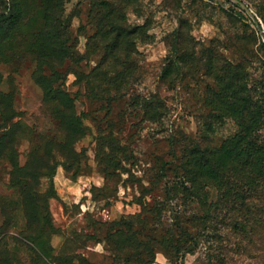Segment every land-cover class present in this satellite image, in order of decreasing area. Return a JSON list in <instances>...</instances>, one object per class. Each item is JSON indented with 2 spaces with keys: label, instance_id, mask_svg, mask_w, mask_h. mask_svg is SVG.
<instances>
[{
  "label": "rangeland",
  "instance_id": "1",
  "mask_svg": "<svg viewBox=\"0 0 264 264\" xmlns=\"http://www.w3.org/2000/svg\"><path fill=\"white\" fill-rule=\"evenodd\" d=\"M5 2L3 10L18 3L20 11L0 29V143L15 141L0 158V232L13 221L0 241L16 262L26 252L12 240L25 242L26 218L11 175L29 162L45 173L48 158L56 175L53 186L42 178L39 192L42 200L55 191L54 256L139 264L153 253L154 264H208L206 240L193 254H178L173 241L205 214L196 193L209 204L218 197L191 179L242 136L221 88L264 107V0H65L53 27L45 0ZM50 30L60 54L47 59ZM45 91L79 120L76 143H64V109ZM220 233L234 249L230 264H264V241L244 251L248 240Z\"/></svg>",
  "mask_w": 264,
  "mask_h": 264
},
{
  "label": "trees",
  "instance_id": "2",
  "mask_svg": "<svg viewBox=\"0 0 264 264\" xmlns=\"http://www.w3.org/2000/svg\"><path fill=\"white\" fill-rule=\"evenodd\" d=\"M65 0H45L46 23L48 26L55 25L59 22L56 17L57 11L63 7ZM5 0H0V29L2 25L11 23L14 18L13 12L20 11V4H13V11L9 13L5 6ZM45 42L47 48V59L60 54V44L57 41V35L52 30L48 31ZM59 45V48H57ZM223 86V85H222ZM220 102L225 105L227 111L233 114L239 121L241 128V137L236 140V144L230 151L213 152L206 158V162L202 165V170L194 175L191 179L192 184L197 189L199 178H203L207 186L215 189L217 192V200L213 203L208 202L205 195L202 197L196 193L194 195L198 202L205 210L203 217H194L191 221L193 233L188 230L184 232L179 228V233L174 237V249L180 254H193L200 243L206 240L210 247L208 264H230L231 252L233 248L226 243L229 240L224 239L221 231H234L236 235L248 240V243L241 242V247L248 249L256 246L258 240H262L263 233L260 229L264 224V219L259 214L260 210L256 205H262L264 208V139L261 138L259 132L264 130V107L259 104H253L251 99L241 98L237 91H234L229 85L221 88ZM63 95V93H62ZM47 99L58 102L63 111H59L58 115L62 118V125L65 130V142L69 144L76 143L73 139L76 136L71 127L79 125V120L75 115H69L68 105L62 103L60 97L52 95L45 91ZM67 98V96H64ZM69 100V97H68ZM10 136V134H9ZM8 137V135H7ZM74 140V141H73ZM45 140V147L46 145ZM59 143H55L53 150H57ZM15 141L5 138L0 143V158L6 152L13 150ZM51 156V155H50ZM56 168H53L48 158H45V173L38 171L32 164L27 163L23 168L18 164L12 172L13 187L18 190L21 197V207L24 210L26 218V230L23 233L25 242L13 237L19 248H25V257L16 262L15 249L10 242L0 241V264H68L70 259L54 256L51 246V237L55 234L52 216L49 209L48 200L55 196V191L51 194L45 192V198L41 200L39 186L41 179L51 180L53 186V178L55 177ZM200 184V183H199ZM201 196V197H200ZM205 202V203H204ZM207 209V210H206ZM13 226V221H8L5 231L0 232L6 235L8 229ZM222 227V229L220 227ZM129 248H133L131 238H126ZM214 242L223 244L217 249L212 246ZM246 242V241H245ZM225 244V245H224ZM240 244H237L239 247ZM236 246V244H235ZM241 248V249H242ZM148 252V246H144ZM240 248L235 251L240 253ZM133 250V249H131ZM153 253L145 259L140 260L139 264H154Z\"/></svg>",
  "mask_w": 264,
  "mask_h": 264
},
{
  "label": "water",
  "instance_id": "3",
  "mask_svg": "<svg viewBox=\"0 0 264 264\" xmlns=\"http://www.w3.org/2000/svg\"><path fill=\"white\" fill-rule=\"evenodd\" d=\"M263 40H264V37H263Z\"/></svg>",
  "mask_w": 264,
  "mask_h": 264
}]
</instances>
